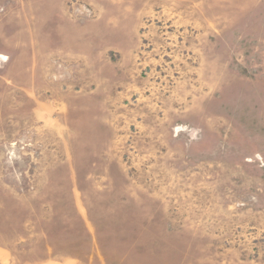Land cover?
Wrapping results in <instances>:
<instances>
[{"label":"rangeland","instance_id":"374dc122","mask_svg":"<svg viewBox=\"0 0 264 264\" xmlns=\"http://www.w3.org/2000/svg\"><path fill=\"white\" fill-rule=\"evenodd\" d=\"M0 264H264V0H0Z\"/></svg>","mask_w":264,"mask_h":264}]
</instances>
